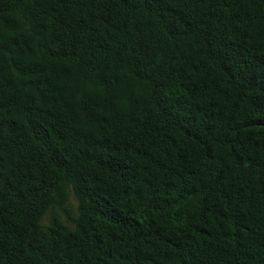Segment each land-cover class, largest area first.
I'll return each mask as SVG.
<instances>
[{
  "label": "trees",
  "instance_id": "trees-1",
  "mask_svg": "<svg viewBox=\"0 0 264 264\" xmlns=\"http://www.w3.org/2000/svg\"><path fill=\"white\" fill-rule=\"evenodd\" d=\"M0 264H264V0H0Z\"/></svg>",
  "mask_w": 264,
  "mask_h": 264
},
{
  "label": "rangeland",
  "instance_id": "rangeland-1",
  "mask_svg": "<svg viewBox=\"0 0 264 264\" xmlns=\"http://www.w3.org/2000/svg\"><path fill=\"white\" fill-rule=\"evenodd\" d=\"M65 207V212L58 209H51L50 211H48L45 214L42 223L44 225H47L51 222L54 216H58L64 223H68L70 226H72V224L70 223V219L77 215V203L75 199L73 197H70L69 202Z\"/></svg>",
  "mask_w": 264,
  "mask_h": 264
}]
</instances>
